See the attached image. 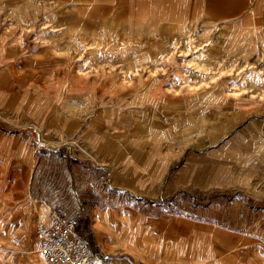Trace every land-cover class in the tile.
I'll return each instance as SVG.
<instances>
[{
  "label": "rangeland",
  "instance_id": "obj_1",
  "mask_svg": "<svg viewBox=\"0 0 264 264\" xmlns=\"http://www.w3.org/2000/svg\"><path fill=\"white\" fill-rule=\"evenodd\" d=\"M181 4L0 0V42L7 51L17 45L19 54H28L15 59L17 65L3 64L0 74L3 264H33V255L40 258L35 225L45 201L54 204L52 209L46 204L48 212L65 208L72 219L75 203L85 204L80 190L70 189L78 181L71 174L69 190L55 193L64 183L58 167L65 152L100 159L108 154L110 172L121 175L128 162L162 153L175 138L196 148L197 134L203 133L220 150L202 155L201 163L209 162L213 172L221 166L246 170L254 183L264 185V148L252 150L249 140L237 134L249 115L264 110V2L249 0L245 8L237 0H211L204 17L192 20L186 17L187 3ZM186 124L193 129L186 130ZM226 144H239L242 151L226 152ZM44 159L51 176L43 181ZM66 164L69 168V160ZM119 200L150 201L143 193ZM190 249L179 257L170 244L160 251L169 252V258L161 261L189 264ZM237 252L239 264H264L261 254L249 256L247 248ZM208 263L218 264L215 259Z\"/></svg>",
  "mask_w": 264,
  "mask_h": 264
},
{
  "label": "crops",
  "instance_id": "obj_2",
  "mask_svg": "<svg viewBox=\"0 0 264 264\" xmlns=\"http://www.w3.org/2000/svg\"><path fill=\"white\" fill-rule=\"evenodd\" d=\"M123 1H163L173 6H182L181 3L186 2V17L192 20L198 19L199 15L204 17L211 0ZM212 1L225 3L227 0ZM237 1L244 2L245 8L249 7V4H245L249 0ZM252 1L257 5L264 2ZM140 9L138 6L137 11ZM236 13L234 11L232 15ZM137 14L143 17L142 13ZM198 23L203 21L199 19ZM16 46H11L7 51L6 44L0 42V74L3 64L17 65L15 59L28 57V54H19ZM38 109L42 118L43 107ZM185 127L186 130L193 129L189 124ZM95 133L97 138L93 139V143L96 144L99 136ZM237 134L249 140L252 150L258 152L263 149L264 110L249 115ZM197 137L196 148L175 138L169 149L154 154V157L147 159L145 155H139L137 164L128 162L121 167V175L110 172L113 161H110L108 154L102 159L94 155L60 154L63 158L58 167V176L62 177L64 183L58 185L55 193L69 190L71 174L72 179L78 178L80 184L75 182L76 189L72 185L70 189L75 193L80 190L85 202L75 203L74 212L77 213L73 220L77 232L95 251L110 255L114 264H163L162 261H166L170 254H161L160 251L170 244L176 249L175 256L179 257H184L187 248H191L189 255L192 261L189 264H207L210 259L217 260L218 264H239L240 254L237 251L241 248H247L249 256L256 258L257 254H261L264 257V185L254 183L252 174L240 168L235 172L221 166L213 172L209 162L201 163L199 159L220 149L208 144L209 139L203 133H198ZM161 138L165 139L164 136ZM44 146L51 151L49 144ZM224 149L226 152L242 151L239 144L236 148H229L226 144ZM46 159L42 168L43 181L51 176V165L45 162ZM68 160L72 171L66 166ZM78 173L80 175L77 177ZM41 184L40 192L44 194L47 191L42 187L44 182ZM137 193H143L144 198L148 197L150 201H118L124 194ZM48 201L45 203L52 209L54 204ZM55 211L64 218L72 217L67 216L65 208L59 207ZM125 227L129 228L127 234ZM123 234L126 237L122 238ZM135 239L144 244L140 245ZM162 241L169 244L163 245ZM217 252L220 254L217 255Z\"/></svg>",
  "mask_w": 264,
  "mask_h": 264
},
{
  "label": "built area",
  "instance_id": "obj_3",
  "mask_svg": "<svg viewBox=\"0 0 264 264\" xmlns=\"http://www.w3.org/2000/svg\"><path fill=\"white\" fill-rule=\"evenodd\" d=\"M50 223L35 225L36 250L47 264H114L109 255L95 252L77 232L75 221L51 211Z\"/></svg>",
  "mask_w": 264,
  "mask_h": 264
},
{
  "label": "bare ground",
  "instance_id": "obj_4",
  "mask_svg": "<svg viewBox=\"0 0 264 264\" xmlns=\"http://www.w3.org/2000/svg\"><path fill=\"white\" fill-rule=\"evenodd\" d=\"M206 69V68H205ZM259 79H260V77H259ZM263 79V78H262ZM257 81H258V79H256ZM260 81V80H259ZM264 81V80H263ZM256 82V81H255ZM262 82V81H261ZM260 82V83H261ZM260 83H258L259 85H260ZM262 84H263V82H262ZM263 86V85H262ZM193 87H194V85H193ZM261 89H263L262 87H261ZM192 90V89H191ZM258 90V89H257ZM259 91H261V90H259ZM255 92V91H254ZM257 92V91H256ZM48 209H49V207L46 205V204H42L40 207H39V220L40 221H43L44 223H46V224H49L50 223V214H51V211H49L48 212ZM48 212V213H47ZM32 253H34L33 251H32ZM35 254V253H34ZM37 255V254H36ZM36 255H33L32 256V259H31V262L33 263V264H47L46 263V261H45V259L40 255V258H39V255L38 256H36ZM243 256V255H242ZM30 262V261H29ZM210 263V262H209ZM208 263V264H209ZM0 264H3L1 261H0Z\"/></svg>",
  "mask_w": 264,
  "mask_h": 264
}]
</instances>
